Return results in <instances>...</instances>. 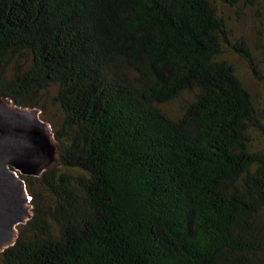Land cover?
<instances>
[{"label": "trees", "instance_id": "1", "mask_svg": "<svg viewBox=\"0 0 264 264\" xmlns=\"http://www.w3.org/2000/svg\"><path fill=\"white\" fill-rule=\"evenodd\" d=\"M255 2L0 0V93L62 111L0 264H264V113L220 58L259 75L219 10Z\"/></svg>", "mask_w": 264, "mask_h": 264}, {"label": "water", "instance_id": "2", "mask_svg": "<svg viewBox=\"0 0 264 264\" xmlns=\"http://www.w3.org/2000/svg\"><path fill=\"white\" fill-rule=\"evenodd\" d=\"M57 159L48 121L0 93V252L14 244L17 225L32 215L23 175H40Z\"/></svg>", "mask_w": 264, "mask_h": 264}, {"label": "rangeland", "instance_id": "3", "mask_svg": "<svg viewBox=\"0 0 264 264\" xmlns=\"http://www.w3.org/2000/svg\"><path fill=\"white\" fill-rule=\"evenodd\" d=\"M255 1L253 6H245L242 3L237 7L219 4V10L228 22L233 39L240 36L245 38L260 71L259 75H254L245 58L234 51L228 50L220 58L233 64L236 73L251 93L258 110L264 113V0ZM56 89V85H51L46 90L39 91L38 105L35 106L40 111V116L45 118L50 126L59 122L62 117L61 108L54 100ZM191 97L192 92H183L165 103L163 108L169 115L177 117Z\"/></svg>", "mask_w": 264, "mask_h": 264}, {"label": "built area", "instance_id": "4", "mask_svg": "<svg viewBox=\"0 0 264 264\" xmlns=\"http://www.w3.org/2000/svg\"><path fill=\"white\" fill-rule=\"evenodd\" d=\"M27 197H28V201H30V195L29 194L27 195Z\"/></svg>", "mask_w": 264, "mask_h": 264}]
</instances>
